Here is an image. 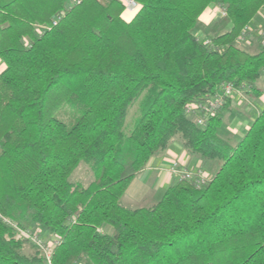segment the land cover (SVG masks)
Listing matches in <instances>:
<instances>
[{
  "label": "trees",
  "instance_id": "trees-1",
  "mask_svg": "<svg viewBox=\"0 0 264 264\" xmlns=\"http://www.w3.org/2000/svg\"><path fill=\"white\" fill-rule=\"evenodd\" d=\"M134 1L125 21L120 0H0V264H45L38 248L24 252L20 230L35 225L52 264H264V105L235 144L218 133L231 95L203 125L186 113L225 84L261 92L264 44L252 53L239 37L264 0ZM211 5L223 15L197 33ZM177 135L218 169L125 206ZM82 160L86 185L69 179Z\"/></svg>",
  "mask_w": 264,
  "mask_h": 264
},
{
  "label": "crops",
  "instance_id": "crops-1",
  "mask_svg": "<svg viewBox=\"0 0 264 264\" xmlns=\"http://www.w3.org/2000/svg\"><path fill=\"white\" fill-rule=\"evenodd\" d=\"M214 5L209 6L206 11L199 16V23H198V29L197 33H201L203 31L209 30L211 25L219 18L216 16H213L210 14L211 8H213ZM130 13L129 11H126ZM124 13V12H123ZM123 13L121 14L123 16ZM135 12H132V15L129 20L134 16ZM129 15V14H128ZM128 20V21H129ZM246 43L249 44V41ZM264 82V78L261 79ZM259 87V86H258ZM246 91L247 101H244L242 96L236 95L231 100V110L229 112H236L237 117L234 118L233 122L238 121L237 126L235 127H228L231 129L232 135H236L235 140L239 139L238 134L239 131H243L241 133V137L244 135L246 130L248 129L251 122L254 120V118L259 113L260 109L264 105V95L261 92L258 94L253 90H244ZM262 94V95H261ZM235 99V100H234ZM259 103H261L259 105ZM245 106V107H244ZM244 107L243 111L248 112V116L245 118L239 119L243 113L240 111V108ZM225 138L231 139L229 136H225ZM179 142H175V140H172L171 143L168 145V147L162 151L156 152L149 160L146 167H144L134 178L132 181L130 188L137 187V188H146L148 193L153 196V189H165L173 182L175 181V177L169 173L168 169L173 159H179V161L184 164L185 167L192 169L189 164L194 163V168H201L205 167L204 160L200 159L196 155L188 153L184 147L182 146V142L178 140ZM204 170V169H203ZM127 189V190H129ZM155 192V191H154ZM124 196L127 202V205L123 203V199L121 198L122 203L127 207H138L136 205H133V202L136 200V192H133L132 194ZM153 200H158L157 198H153Z\"/></svg>",
  "mask_w": 264,
  "mask_h": 264
},
{
  "label": "rangeland",
  "instance_id": "rangeland-1",
  "mask_svg": "<svg viewBox=\"0 0 264 264\" xmlns=\"http://www.w3.org/2000/svg\"><path fill=\"white\" fill-rule=\"evenodd\" d=\"M123 12H124V10H123ZM130 17H131L130 14L128 15V14L123 13L122 19L125 21H128L130 19ZM250 26H251V33L247 37V41H249V44L246 43L245 41H240L239 43L242 47H244L248 51L254 53V52L258 51L259 47L262 44H264L262 42V41H264V6L258 11L257 15L252 19ZM4 67H5L4 62L0 61V71ZM256 84L262 90L261 93L264 95V82L262 80H259ZM236 95L242 96L244 99V96H246V91H242L239 94L233 93L231 96L233 98ZM247 100H248L247 97H245L244 101H247ZM247 102H249V101H247ZM260 104L261 103H259V105ZM244 107L240 108V111L243 113V115H241L239 117V119H241V120H242V118H245L248 116V112L243 111ZM229 112L226 114V116L222 122V125L218 128V133L220 134V136H222L224 138H225V136L231 137V139H229L228 141L232 144H235L241 138V135H242L241 133H243V131H241V130L239 131V134H238L239 139L235 140L236 135H232L231 134L232 132L230 131L231 129H229L228 127L230 126V127L238 128V126H237L238 121L233 122V124H232V121L234 120V118L235 117L238 118V116H237L236 112H232L230 114H229ZM56 116L58 118L62 119L68 126L73 125V123L75 122L76 117H77L74 110H72L71 108H68V107H63L62 109H60V111L56 114ZM135 117H136L135 109L131 108L128 115H127L126 122H125L127 127H131V125H133ZM174 140H175V142H179L178 141V140H180L179 136L178 135L175 136ZM203 162L205 163V167L203 169L208 174V177H211L220 165V161H218V160H212V161L207 160V161H203ZM189 165L192 168V170L202 169V167L201 168H194V166H195L194 163H191ZM69 179L72 182H80V183H83L86 185L92 179V171H91L90 167L88 166V164L82 160L78 163L77 167L73 170ZM129 187H128V189H129ZM163 190L164 189H159V188L153 189V196H151L148 193V191L146 190V188H137V187L134 188V187H132L129 190H126L125 196H128V195L132 194L133 192H136L137 197L135 199L136 201L133 202V205H136L138 207L150 206L156 202V200H153L152 197L159 199L162 196V194L164 193ZM122 199H123V203L125 205H127L125 197H122ZM32 230H33V233L38 234L39 237L45 243L49 242L50 235L48 234V230L43 225H35L32 228ZM35 248H37V246L32 241L29 240L28 244H26L24 246V252H26V253L30 252V251L34 250Z\"/></svg>",
  "mask_w": 264,
  "mask_h": 264
},
{
  "label": "built area",
  "instance_id": "built-area-1",
  "mask_svg": "<svg viewBox=\"0 0 264 264\" xmlns=\"http://www.w3.org/2000/svg\"><path fill=\"white\" fill-rule=\"evenodd\" d=\"M124 5V13L129 11L130 13L136 12L140 4L135 2L134 0H120ZM210 14L216 17H220L223 15V8L219 5H214L211 8ZM122 16V15H121ZM123 18V16H122ZM239 41L247 42V38L244 34L240 35ZM264 43V41H262ZM242 90L233 89L230 84H225L222 86V90L220 93L214 95L210 100L201 101V102H193L186 106V113L190 115L197 124L203 125L205 122L213 116L217 109L223 104L224 96L232 95L233 93H241ZM169 173L172 174L175 179H188L191 180L196 187H200L208 181V174L203 169L192 170L184 166L179 159H173L169 169ZM20 234L25 238L32 241L37 248L40 250L41 254L44 257L45 264H52V246L53 242L45 243L38 234L33 233L30 230H20Z\"/></svg>",
  "mask_w": 264,
  "mask_h": 264
},
{
  "label": "bare ground",
  "instance_id": "bare-ground-1",
  "mask_svg": "<svg viewBox=\"0 0 264 264\" xmlns=\"http://www.w3.org/2000/svg\"><path fill=\"white\" fill-rule=\"evenodd\" d=\"M125 14H131V15H132V13H128V12H125ZM131 15H130V16H131Z\"/></svg>",
  "mask_w": 264,
  "mask_h": 264
}]
</instances>
